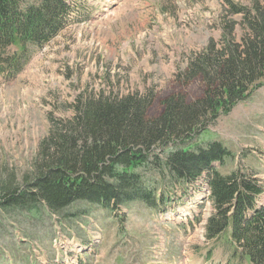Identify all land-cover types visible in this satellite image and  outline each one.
<instances>
[{"label": "rangeland", "instance_id": "obj_1", "mask_svg": "<svg viewBox=\"0 0 264 264\" xmlns=\"http://www.w3.org/2000/svg\"><path fill=\"white\" fill-rule=\"evenodd\" d=\"M255 1L74 0L78 14L66 30L15 79L0 76V264H244L232 257L227 238L206 240L214 208L203 193L205 176L183 188L164 187L156 172L144 170L165 196L158 209L78 202L53 212L43 203L9 209L1 203L32 182L52 120H72L87 99L147 95L154 117L170 97L201 99L202 81L178 76L231 28L239 41L242 15L229 13L230 5L252 9ZM209 142L232 154L215 164L222 175L241 172L264 186V86L185 146Z\"/></svg>", "mask_w": 264, "mask_h": 264}, {"label": "trees", "instance_id": "obj_2", "mask_svg": "<svg viewBox=\"0 0 264 264\" xmlns=\"http://www.w3.org/2000/svg\"><path fill=\"white\" fill-rule=\"evenodd\" d=\"M229 13L242 15L241 39L233 38L231 28L218 45L210 42L191 57L178 76L183 83L201 80V99L170 97L155 117L147 95L87 99L72 120H52L32 182L7 193L1 204L9 209L37 202L53 212L78 202L105 210L134 203L158 209L165 196L144 170L156 172L164 187L183 188L205 176L204 192L207 188L214 208L206 240L227 238L233 258L264 264V186L241 172L221 174L215 164L232 157L222 143L185 146L264 86V0L252 9L230 5ZM76 14L74 0H0V76L15 79ZM168 148L162 160L159 154Z\"/></svg>", "mask_w": 264, "mask_h": 264}]
</instances>
